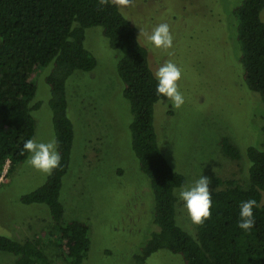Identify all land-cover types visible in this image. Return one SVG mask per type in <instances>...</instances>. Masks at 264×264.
I'll return each instance as SVG.
<instances>
[{
	"label": "rangeland",
	"instance_id": "374dc122",
	"mask_svg": "<svg viewBox=\"0 0 264 264\" xmlns=\"http://www.w3.org/2000/svg\"><path fill=\"white\" fill-rule=\"evenodd\" d=\"M238 2L134 0V7L121 9L148 49L152 70L156 72L169 60L182 70L178 85L185 103L176 109L167 98L159 101L155 125L161 150L187 178L184 187L202 175L210 180L219 176L246 182L245 149L262 139L264 101L243 79L235 40L231 10ZM160 23L170 26L174 37L171 49H156L140 35L141 30L150 34ZM85 46L98 64L90 72L76 71L68 80V113L75 139L61 190L64 216L90 224L91 247L83 264H136V254L142 252L156 230L154 195L133 150L132 114L117 72L118 51L110 46L99 26L86 29ZM48 70L41 69L35 76L33 103H39V107L32 114L36 123L33 139L37 142L55 139L46 83ZM224 136L241 150L240 159L224 153ZM28 158L10 173L9 162L0 171V234L19 240L41 235L51 225L45 204L21 202L22 195L44 184L49 175L28 165ZM177 214L183 228L195 234L197 225L179 195ZM45 250L54 264H70L56 244H48ZM0 264H16V257L0 251ZM146 264L185 263L180 254L160 249L148 257Z\"/></svg>",
	"mask_w": 264,
	"mask_h": 264
},
{
	"label": "trees",
	"instance_id": "16d2710c",
	"mask_svg": "<svg viewBox=\"0 0 264 264\" xmlns=\"http://www.w3.org/2000/svg\"><path fill=\"white\" fill-rule=\"evenodd\" d=\"M232 9L243 79L264 101V0H239ZM93 26L101 27L110 46L118 51L117 72L132 114L133 150L154 195L156 230L136 254V264H146L160 249L180 254L185 264H264V123L258 145L245 149L247 181L213 177L209 185L211 217L202 225L196 224L195 234L188 232L177 214V191L186 185L187 178L170 164L159 145L155 110L166 97L156 92L158 81L149 51L121 9L100 5L99 0H0V171L9 162L10 173L29 156L23 145L35 135L32 112L39 107L33 103L35 76L46 67L48 102L61 155L60 167L44 184L21 197L24 204L48 207L50 228L24 240L0 234V251L14 255L16 264H54L45 250L50 243L57 245L70 264H83L88 256L90 224L65 219L61 190L75 139L67 85L76 71L90 72L97 67V58L85 46L86 29ZM221 146L232 159L242 157L228 137H222ZM249 199L257 202L255 225L245 231L238 227V220L241 202Z\"/></svg>",
	"mask_w": 264,
	"mask_h": 264
},
{
	"label": "clouds",
	"instance_id": "9594fccd",
	"mask_svg": "<svg viewBox=\"0 0 264 264\" xmlns=\"http://www.w3.org/2000/svg\"><path fill=\"white\" fill-rule=\"evenodd\" d=\"M100 5L112 4L118 9L134 7V0H99ZM147 41L156 49H171L173 47L174 37L167 23H160L153 28L150 34L140 31ZM155 78L158 81L156 92L159 96L166 97L172 102L174 108L179 109L184 103L185 98L179 91L178 81L182 78L181 68L172 61L164 62L155 72ZM58 141L51 139L48 142H37L34 139H28L23 145V150L30 153L27 164L46 174L60 167L61 155L58 150ZM210 179L201 176L193 184L183 187L179 191V198L184 201L188 215L194 224L202 225L205 220L211 217V189ZM254 199L243 201L240 204V213L238 227L245 231L250 230L255 225Z\"/></svg>",
	"mask_w": 264,
	"mask_h": 264
}]
</instances>
